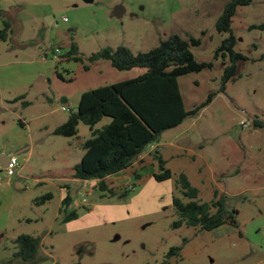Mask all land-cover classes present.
Here are the masks:
<instances>
[{
  "label": "rangeland",
  "instance_id": "1",
  "mask_svg": "<svg viewBox=\"0 0 264 264\" xmlns=\"http://www.w3.org/2000/svg\"><path fill=\"white\" fill-rule=\"evenodd\" d=\"M230 1L0 0V33L5 21L10 23L7 37L0 36V151L33 143L28 160L17 155L21 170L10 182L1 183L7 176L0 169V224L5 222L9 232L2 246H12L14 236L26 233L42 236L59 264H264V127L253 125L254 117L264 121V28L259 27L264 0L237 7L231 23L234 49L246 59L237 62L236 79L221 90L231 59L216 51L231 32H220L217 21ZM172 33L199 40L191 46L196 59L212 63L179 77L185 109H196L215 92L213 100L165 130L135 168L108 176L115 195L91 180L85 183L92 186L87 192L73 177V166L85 152L89 126L80 122L71 137L53 131L77 110L84 91L146 71L119 70L89 56L119 45L148 51ZM74 47L82 61L67 56ZM109 120L105 117L97 127ZM156 150L172 178L150 177L160 171ZM180 173L198 187L202 202L212 201L215 191L225 195L227 209L238 210V226L174 228L179 215L172 198L181 196L176 187ZM64 184L71 196L68 212L77 210L83 217L92 210L94 224L69 228L62 221L64 212L56 220ZM48 192L51 200L35 202ZM178 245L181 255L168 257Z\"/></svg>",
  "mask_w": 264,
  "mask_h": 264
},
{
  "label": "trees",
  "instance_id": "2",
  "mask_svg": "<svg viewBox=\"0 0 264 264\" xmlns=\"http://www.w3.org/2000/svg\"><path fill=\"white\" fill-rule=\"evenodd\" d=\"M252 2L253 0H231L217 21L220 32H231L216 51V56L222 54L225 57L229 53L231 59V63L224 70L221 90L225 89L228 81L236 79L237 62L246 59L234 49L236 40L231 31L232 18L238 6ZM259 27L264 28V24ZM9 28L10 23L5 21V27L0 33L2 38L7 37ZM198 44L199 40L195 38L186 39L178 33H172L160 39L159 44L148 51L134 52L126 45H119L116 48H102L89 56L92 62L99 59L108 60L119 70L137 67L146 68V71L131 79L84 91L77 110L54 129L55 135L71 137L78 134L80 122L90 128L91 136L82 143L85 152L81 160L73 166L74 178L96 180L100 190L107 191L111 196L115 195V189L110 187L106 180L108 176L130 168L149 146L159 142L165 130L180 125L189 114H195L213 100L215 92L199 107L187 111L180 91L179 77L212 66L211 62L196 59L191 46ZM75 52L74 47L67 56L82 61V57L74 55ZM85 68L89 69V66ZM105 117H109L110 122L102 128H97L96 125ZM253 125L264 127V121L254 117ZM153 157L158 161L160 168L159 172L153 173L154 178L157 181L172 178L171 169L166 167V160L157 150ZM135 174L140 177L137 171ZM132 186L134 188L137 183ZM176 187L180 189L181 196L174 195L172 198L173 206L179 215L173 223L174 228L187 225L212 230L226 223L238 226V210L227 209L225 195L218 197V192L215 191L212 201H200L198 187L192 185L185 173H180L176 179ZM52 198L53 194L48 192L35 198V202ZM70 201L71 196L67 194L61 208V213H65L63 222L79 216L77 210L68 212ZM41 242L40 235H18L12 241L15 250L10 262L16 260L23 264H37L46 259V256H40ZM182 248V245L171 247L167 256L179 257Z\"/></svg>",
  "mask_w": 264,
  "mask_h": 264
},
{
  "label": "crops",
  "instance_id": "3",
  "mask_svg": "<svg viewBox=\"0 0 264 264\" xmlns=\"http://www.w3.org/2000/svg\"><path fill=\"white\" fill-rule=\"evenodd\" d=\"M132 78H134V77H132ZM109 122H110V120L108 121V123ZM96 127H97V125H96ZM102 127H97V128H102ZM156 147H157V143L149 146L148 149L136 159V161L133 163V165L130 168H132V167L135 168L134 166H136V164L139 163L140 161H143L145 159V156L147 154H149L152 151L153 148H156ZM14 149H15L14 152H10V153L6 152L5 150H1L0 151V158L4 162H8L9 156L12 155V154H16V155H19V156H24V159L28 160L29 157L33 153V143L31 142L30 147H28L27 145H24L23 143L17 144ZM81 156H83V154ZM137 172H138V170H137ZM150 177H152V179H155L153 174H151ZM138 179L142 180L141 176ZM10 180H11V178L9 179L8 177H6V179H3L1 181V183H8V182H10ZM36 180L37 181H41V178L37 177ZM75 180L82 181L83 182L82 186L87 192H90L92 190V186H89V185L85 184V183L89 182L90 180H80V179H76V178H75ZM91 181H96V180H91ZM60 187H61V197H60V205H59L60 207H59V211H58L57 216H56V220H58L60 218V215L62 214L61 213V208L63 207V203H62L63 199L66 197L67 194H69L68 193V189H67V184H64V185H62ZM117 213L118 212L115 210L113 214H115V216H117ZM121 216L126 217L127 214L122 213ZM94 217H95L94 216V211L90 210V212L87 215H85L83 217L82 216H78L77 218L71 219V220H69V221H67L65 223H66V225L69 228H71V226H72V229H79L81 226H87V225H90V224H94L95 221H96V219ZM41 218H43V217H41ZM26 220L30 222L33 219L32 218H27ZM85 221H87V223H85ZM0 225H1V227H0V264H23V263H21V261H16V260L10 262V260L12 258V255H13V252H14L15 249L13 247V244H11L12 246H7V245L6 246H2L1 245L2 240L7 238V235L9 234V232L5 228V222L4 223L1 222ZM33 235H36V234H33ZM16 237L14 236L11 239V241H13ZM49 247L46 246V244L44 242V239L42 238L41 248H40V256H46L47 257L46 259L50 258L49 259L50 261L46 260V259L44 260L45 262L48 261L46 264H59V261L56 260L53 257V253L50 251ZM37 264H40V262H38Z\"/></svg>",
  "mask_w": 264,
  "mask_h": 264
},
{
  "label": "built area",
  "instance_id": "4",
  "mask_svg": "<svg viewBox=\"0 0 264 264\" xmlns=\"http://www.w3.org/2000/svg\"><path fill=\"white\" fill-rule=\"evenodd\" d=\"M64 21H67L68 18L67 17H64L63 18ZM56 53H60V50L57 48L56 49ZM64 110H67V107L66 106H63L62 107ZM244 125H247V122H243ZM21 170V161L19 159V157L16 155V154H12L9 156V159H8V163L4 169V173L5 175L10 179L12 176H14L17 171ZM79 193L83 196V192H80ZM83 203L86 204L87 203V200L86 198H83Z\"/></svg>",
  "mask_w": 264,
  "mask_h": 264
},
{
  "label": "water",
  "instance_id": "5",
  "mask_svg": "<svg viewBox=\"0 0 264 264\" xmlns=\"http://www.w3.org/2000/svg\"><path fill=\"white\" fill-rule=\"evenodd\" d=\"M87 1H90V0H87ZM116 14H117L118 17H121V16H122V13H121L120 10H118V11L116 12ZM0 163L2 164V166H1V170H4L8 162H4V161L0 158Z\"/></svg>",
  "mask_w": 264,
  "mask_h": 264
},
{
  "label": "flooded vegetation",
  "instance_id": "6",
  "mask_svg": "<svg viewBox=\"0 0 264 264\" xmlns=\"http://www.w3.org/2000/svg\"><path fill=\"white\" fill-rule=\"evenodd\" d=\"M1 166H2V164L0 163V169H1Z\"/></svg>",
  "mask_w": 264,
  "mask_h": 264
}]
</instances>
